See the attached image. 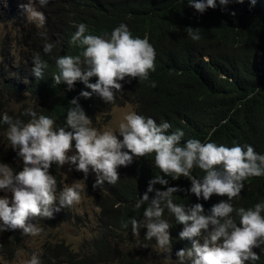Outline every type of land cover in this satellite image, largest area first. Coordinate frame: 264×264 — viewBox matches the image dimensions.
Wrapping results in <instances>:
<instances>
[{"label":"trees","instance_id":"trees-1","mask_svg":"<svg viewBox=\"0 0 264 264\" xmlns=\"http://www.w3.org/2000/svg\"><path fill=\"white\" fill-rule=\"evenodd\" d=\"M27 2L0 0V23L25 20L21 5ZM216 5L201 14L189 6L188 0H49L44 7L37 4L45 15L44 24L26 21L24 34L16 36L14 44H0V118L7 113L26 123L31 117L25 113L32 109L51 117L57 129L66 127L67 112L73 107L70 102L77 97L91 125L99 113H109L107 103L97 94L90 99L79 95L82 90L91 91L82 82L69 91L66 84L54 85L53 75L59 72V57L81 53L82 48L71 43L80 24L86 25L88 34L109 36L123 23L134 37H147L153 45L155 71H149L146 80L127 77L121 81L123 90L108 106L132 104L138 114L152 117L157 123L167 121L172 126L170 132L184 131L182 143L195 138L227 146L248 144L264 154V0H256L254 6L251 0H230L226 6L216 0ZM187 27L200 29L198 41L187 35ZM45 43L54 45L51 53L44 52ZM36 54L46 64L41 79L33 73ZM96 80L93 77L90 82ZM7 128L0 122V132H7ZM154 155L134 157L129 166H120V179L115 185L107 181L101 187L91 184L89 194L99 209L95 235L77 250L64 242L45 243L39 255L41 264H159L150 256L153 249L159 250L155 238L146 240V229L134 236L130 224L124 227L133 217L143 219L145 206L137 209L135 204L147 191L150 180L164 175L155 167ZM50 173L56 177L59 197L65 188L59 165L53 164ZM204 174L199 168L192 170L197 179ZM164 178L168 186L181 189L173 194L177 204L190 207L201 203L208 213L214 204L227 200L217 195L209 200L198 199L189 191V178ZM155 188L165 190L161 184ZM154 195L149 193L150 198ZM262 202L264 176L245 180L240 196L231 201L236 208ZM71 207L61 208L50 219L35 217L31 221L54 228L73 220ZM164 218L172 225L169 260L176 264V252L190 248L192 241L179 238L184 226L167 210ZM254 251L260 258L246 264H264V245Z\"/></svg>","mask_w":264,"mask_h":264},{"label":"clouds","instance_id":"clouds-1","mask_svg":"<svg viewBox=\"0 0 264 264\" xmlns=\"http://www.w3.org/2000/svg\"><path fill=\"white\" fill-rule=\"evenodd\" d=\"M48 2L28 0L22 4L27 20L42 26L45 15L36 5L44 7ZM219 2L226 6L230 0ZM188 3L201 14L217 6L216 0H188ZM251 3L254 6L256 0ZM186 32L193 41L200 39V29L187 27ZM71 43L78 44L82 51L76 56L57 59L59 72L53 75L54 85L66 84L71 91L78 81L82 82L91 89L80 92L86 99L95 93L105 103H113L116 93L123 90L121 81L127 77L146 80L149 71H155V48L147 37H134L126 24H120L109 36L88 34L86 25L80 24ZM53 47L52 43H45L44 52L51 53ZM33 64L34 75L41 79L46 64L39 54L33 57ZM93 77L97 78L95 83L90 82ZM70 104L73 107L67 112L66 127L58 129L51 117L32 109L25 113L31 117L26 123L14 120L7 113L0 118V122L8 125L6 135L11 147L18 150V156L23 159V168L18 173L7 164H0V190L12 194L11 206L7 197L0 196V233L21 229L24 236H39L43 229L30 223L31 218L50 219L61 208L80 202L79 183L63 188L57 197V180L50 173L53 164L75 165L76 170L85 175L91 167L97 174L93 186L101 187L105 181L115 185L120 179L118 168L132 164L134 157L154 153L155 167L164 175L150 180L147 191L135 204L137 209L145 206L143 219L133 217L125 228L130 224L134 236L146 229L144 238L148 241L155 238L158 248L168 251L170 259L172 225L164 218L167 210L184 226L179 238L192 241L190 248L176 252V264H246L260 258L254 249L264 245V202L254 207L236 208L231 201L240 196L245 180L264 176V154L257 153L248 144L227 146L195 138L182 143L185 135L182 129L170 132L169 122L157 123L152 117L135 111L124 116L117 131H99L90 126L92 121L80 106L79 97L73 98ZM73 141L76 154L69 156ZM194 168L205 173L201 179L192 175ZM164 176L189 178L192 184L189 191L198 199L209 200L217 195L226 196L227 200L214 204L208 213L201 203L190 207L177 204L173 194L181 189L168 186L169 181ZM156 184L165 186V190L156 189ZM153 192L155 195L150 198L149 193ZM21 253L22 250H18L17 256ZM27 264H41L39 255L33 253Z\"/></svg>","mask_w":264,"mask_h":264},{"label":"rangeland","instance_id":"rangeland-1","mask_svg":"<svg viewBox=\"0 0 264 264\" xmlns=\"http://www.w3.org/2000/svg\"><path fill=\"white\" fill-rule=\"evenodd\" d=\"M26 14V13H25ZM29 22L27 17L22 22L8 21L0 23V44L7 42L14 44L18 37L24 34L22 27ZM1 45H0V61H1ZM109 113H99L96 122L91 127H95L99 131L112 130L117 131L119 124L123 121L124 116L132 111L136 112L134 105L127 104L123 106H108ZM7 132H0V164H7L18 173L23 168V159L18 156V150L11 147L7 139ZM76 154V150L71 149L67 155ZM60 173L64 180V187L71 186L73 183L81 185V200L79 203L72 205L73 220L59 224L54 228L40 226L43 231L39 236L31 237L24 236L21 229L7 230L0 233V264H27L33 253L41 255L43 245L47 242H64L66 245L77 250L83 246L95 235L98 229V214L99 209L94 205L90 188L91 184H95L97 174L89 168V173L76 170L75 165L66 163L60 167ZM0 196L9 199L10 206L12 205V194L7 190H0ZM30 223H33L30 219ZM2 223V222H0ZM34 224V223H33ZM22 250L20 256H17V251ZM151 258L157 260L159 264H170L167 251L159 249L152 250Z\"/></svg>","mask_w":264,"mask_h":264},{"label":"bare ground","instance_id":"bare-ground-1","mask_svg":"<svg viewBox=\"0 0 264 264\" xmlns=\"http://www.w3.org/2000/svg\"><path fill=\"white\" fill-rule=\"evenodd\" d=\"M19 46V45H18ZM21 46V45H20ZM11 54V53H10ZM12 55V54H11ZM95 128V127H94ZM53 244V243H52ZM48 246V245H47ZM44 247V246H43Z\"/></svg>","mask_w":264,"mask_h":264}]
</instances>
